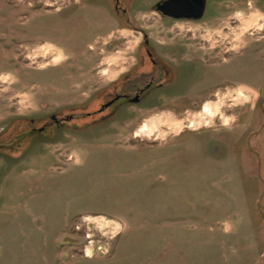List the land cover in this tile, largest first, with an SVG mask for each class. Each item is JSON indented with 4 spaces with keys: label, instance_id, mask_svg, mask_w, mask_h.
<instances>
[{
    "label": "rangeland",
    "instance_id": "rangeland-1",
    "mask_svg": "<svg viewBox=\"0 0 264 264\" xmlns=\"http://www.w3.org/2000/svg\"><path fill=\"white\" fill-rule=\"evenodd\" d=\"M155 1L0 0V264H264V0Z\"/></svg>",
    "mask_w": 264,
    "mask_h": 264
},
{
    "label": "flooded vegetation",
    "instance_id": "flooded-vegetation-1",
    "mask_svg": "<svg viewBox=\"0 0 264 264\" xmlns=\"http://www.w3.org/2000/svg\"><path fill=\"white\" fill-rule=\"evenodd\" d=\"M170 1L172 2V0H156L154 2L155 12L165 22H195L201 20L207 12L208 0H173L171 3L172 15H166L164 11L166 8L164 7L165 4ZM201 10V16L195 18ZM122 12L126 14L125 10H122ZM127 22L130 23L129 19ZM150 43V39L145 33H143L142 46L144 50H146L147 59L151 67L159 68V71L162 73L160 76L161 79H156V76L152 74V72L146 74L144 84L138 92L133 94L127 92L116 95L106 102L98 113H105L109 109H112L116 103H119L122 100L125 101V103L129 102L132 104H138L142 101L150 102L146 99H149V97L152 96V93L163 92L167 88H170L171 90L174 89L176 92L185 93L193 87L194 75L192 74V70H189L193 64L187 61V58L184 57L185 55L180 54L179 59H177L178 62L176 64H172L167 62V58L165 57V59L162 55L156 54L154 56L149 49ZM168 60L171 61L173 59ZM109 103L110 105L107 106ZM52 120L54 124H58L60 122H58L55 118Z\"/></svg>",
    "mask_w": 264,
    "mask_h": 264
},
{
    "label": "water",
    "instance_id": "water-1",
    "mask_svg": "<svg viewBox=\"0 0 264 264\" xmlns=\"http://www.w3.org/2000/svg\"><path fill=\"white\" fill-rule=\"evenodd\" d=\"M172 2H173V0H172ZM172 2L170 1V2H168V3L165 4V7H164V8H166L167 10L164 9V11H165V14H166V15H172V12H171V11H172V10H171V3H172ZM201 9H202V5H201ZM201 12H202V10L200 11V13H199L198 15L195 16V18L200 17V16H201ZM110 103H111V102H110ZM110 103L107 104V106L110 105Z\"/></svg>",
    "mask_w": 264,
    "mask_h": 264
},
{
    "label": "bare ground",
    "instance_id": "bare-ground-1",
    "mask_svg": "<svg viewBox=\"0 0 264 264\" xmlns=\"http://www.w3.org/2000/svg\"><path fill=\"white\" fill-rule=\"evenodd\" d=\"M202 112L205 113L206 115H209L211 114V108L210 106L208 105H205L203 108H202Z\"/></svg>",
    "mask_w": 264,
    "mask_h": 264
}]
</instances>
